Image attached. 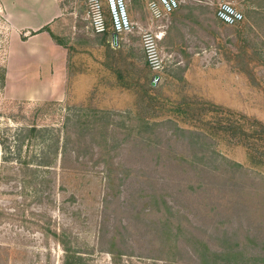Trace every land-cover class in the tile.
<instances>
[{
  "label": "rangeland",
  "instance_id": "1",
  "mask_svg": "<svg viewBox=\"0 0 264 264\" xmlns=\"http://www.w3.org/2000/svg\"><path fill=\"white\" fill-rule=\"evenodd\" d=\"M131 1L137 22L114 39L85 0H0V113L16 112L3 135L27 120L4 97L67 139L41 184L0 180V264H61L64 247L81 264H264V0H226L243 13L232 24L224 0L160 20ZM156 24L158 71L141 45ZM50 38L64 76L47 75Z\"/></svg>",
  "mask_w": 264,
  "mask_h": 264
},
{
  "label": "trees",
  "instance_id": "2",
  "mask_svg": "<svg viewBox=\"0 0 264 264\" xmlns=\"http://www.w3.org/2000/svg\"><path fill=\"white\" fill-rule=\"evenodd\" d=\"M175 10H173L172 12H174ZM43 28L49 30L46 25ZM5 78V67L4 65H1L0 85L4 84ZM1 101L5 104V107L7 109L10 108L13 104H16V107L19 110V114L27 117V120L21 121L15 127H12V125H6V127H4V130L9 131V133L7 134L3 135L2 126H0V180H9L11 178L9 176L10 174L12 176V179L15 180L21 188H23L29 185L30 182L35 181L34 178H36V176L40 172L39 168H48L49 166H51V160L57 159V155L60 149L62 151V156L63 151L65 152L66 149L67 139L62 142V145H59V132H53V129H55V127H52L50 125H40L33 121L35 114L31 113V111H33L31 110V108L27 109L22 103H15L5 99L4 97ZM2 114L7 115L8 117L15 118L16 112L9 110L8 114L1 112L0 115ZM68 119L69 116L65 115L63 123L59 127L60 129H62L66 125ZM37 143H39L40 145L36 147ZM29 174H32V176L29 177ZM37 184H41V180L35 181V185ZM150 196L152 197V200L154 202H157V194L152 193L150 194ZM134 214H138V211ZM64 251L65 256L61 264H81L80 259L82 257L80 254H75V251L69 249V247H64ZM202 264L213 263L205 262ZM242 264L253 263L244 261V263Z\"/></svg>",
  "mask_w": 264,
  "mask_h": 264
},
{
  "label": "built area",
  "instance_id": "3",
  "mask_svg": "<svg viewBox=\"0 0 264 264\" xmlns=\"http://www.w3.org/2000/svg\"><path fill=\"white\" fill-rule=\"evenodd\" d=\"M89 26L95 33H103L110 24L113 33L117 35L133 29L135 23L128 13L127 0H85ZM180 0H148L147 6L154 19H162L178 8ZM216 16L225 23H235L242 19L243 13L230 1H220ZM162 24L145 28L141 32V45L145 61L153 70H160L163 66V57L159 48L160 31Z\"/></svg>",
  "mask_w": 264,
  "mask_h": 264
},
{
  "label": "crops",
  "instance_id": "4",
  "mask_svg": "<svg viewBox=\"0 0 264 264\" xmlns=\"http://www.w3.org/2000/svg\"><path fill=\"white\" fill-rule=\"evenodd\" d=\"M128 5H129V8L131 10V19L135 23L137 21L135 20V17H134V14H133V12H134V10H133V8H134L133 2L131 0H128ZM44 24H46V23H44ZM44 24H39V25H36V26H33V25L30 26L29 25V29H31L30 32L34 31V30H37V29H41V27L44 26ZM40 32H43V31H40ZM25 40L31 42L32 41V35L27 36V38ZM48 44H50L52 46V48H55V51L54 50L52 51V48L48 47L49 51H48L47 54H48V57H49V60H50V61H48V65L51 66V68L48 69L47 75H50L51 77L54 78L56 76H60L63 73V76H64L65 75V63H66V51H65V48L62 47L57 42H55L54 40H52L51 38L48 40ZM42 50H40V48H38L37 50H28V53L31 54V58H32V56L34 54H36V56L37 55L40 56V54L45 55L44 50L43 51ZM28 53H27V51L25 52V54H28ZM40 70H42V69H38L39 72H40Z\"/></svg>",
  "mask_w": 264,
  "mask_h": 264
},
{
  "label": "water",
  "instance_id": "5",
  "mask_svg": "<svg viewBox=\"0 0 264 264\" xmlns=\"http://www.w3.org/2000/svg\"><path fill=\"white\" fill-rule=\"evenodd\" d=\"M116 37H117V33L114 32V33H113V38L115 39Z\"/></svg>",
  "mask_w": 264,
  "mask_h": 264
}]
</instances>
